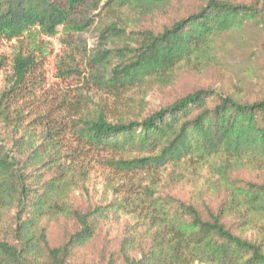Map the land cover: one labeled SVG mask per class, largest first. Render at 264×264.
<instances>
[{"label": "trees", "instance_id": "trees-1", "mask_svg": "<svg viewBox=\"0 0 264 264\" xmlns=\"http://www.w3.org/2000/svg\"><path fill=\"white\" fill-rule=\"evenodd\" d=\"M184 1L0 0V40L64 27L72 51L83 52L81 34L92 29L85 71L65 73L115 101L92 106L85 92L48 100L40 60L14 54L0 89V264H96L74 257L111 214L131 221L121 262L111 254L107 264H264V74L199 86L152 110L146 99L182 73L230 65L231 43H248V32L264 53V0H195L181 10ZM5 63L0 56V70ZM133 152L141 155L122 157ZM101 154L132 184L80 206L77 191ZM168 169L169 185L186 171L205 183L193 194L163 192L157 175ZM143 172L151 184L135 185L130 174ZM53 223L66 226L60 244Z\"/></svg>", "mask_w": 264, "mask_h": 264}, {"label": "rangeland", "instance_id": "rangeland-1", "mask_svg": "<svg viewBox=\"0 0 264 264\" xmlns=\"http://www.w3.org/2000/svg\"><path fill=\"white\" fill-rule=\"evenodd\" d=\"M194 1L185 0V5L181 4V10L186 6H192ZM183 6L185 7L183 8ZM177 11H179V8L173 13ZM97 12L90 11L89 14L95 15ZM172 15L173 17L175 16V14ZM81 35L82 39L87 41L88 49L87 51L82 50L83 52L72 51L64 27H61L57 34L51 36L39 31L38 28H32L31 31L27 32L20 39L0 40V56L6 59L3 69L0 70V89L5 84L6 72L10 73L14 54L18 51H26L33 53L37 60H40V64L43 67L45 74L43 97L55 101L63 94L72 98L79 92H85L89 94V103L92 106L103 102L114 105L115 101L112 97L85 87L83 76L77 75L76 77H72L65 73L66 67L74 65H79V69L83 72L85 71V64L88 59L86 52L90 53L94 48L95 35L92 29L85 30ZM248 37L251 38V40H248V43H231L230 53H228L231 56L230 65L212 66L207 72L202 74L182 73L172 85H169L165 89H153L146 98L149 110L159 108L166 102L199 86L211 85L228 88L231 85L238 84L239 81L245 78H249L254 70L259 75L264 74V53H259L258 51L260 36L256 33L248 32ZM248 62L250 67L246 69L244 66ZM63 73L65 74L63 75ZM60 108L66 111L68 107L65 103H61ZM105 155L108 156L109 154L94 155L90 159L85 186L81 191H77L74 199L80 206L88 204L89 199L87 197L89 196L91 198L90 201L93 203H100L105 199L104 203H107L113 199L114 194H122V190L124 189L121 186L122 183H125L127 186L132 184L127 182L126 175L122 177L109 164L103 162L106 159ZM140 155L138 152H133L129 154L124 153L122 157L132 158ZM169 170L162 171L157 175L159 181L158 188H161L163 192L183 195L193 194L195 187L202 186L205 183L206 178L204 175L198 173L194 176H189V172L186 171L183 173L184 175L178 177L181 179L178 183L173 182L172 185H169V182H171L167 176ZM247 175L254 177L251 174ZM130 176L135 185H139V183L143 184V186L151 184L150 176L145 172L141 173L138 177L131 174ZM258 177L264 178V172L261 171ZM118 188L119 191H117ZM127 221H131L128 216L121 214L120 217H116L111 214L108 219L109 223L103 225L98 230L94 239L87 247L77 252L74 260L79 263L107 264L110 255H116L118 252L120 241L126 231L125 224ZM65 231L66 226L60 227L59 224L53 223L49 228L52 244H60L65 237ZM116 258L118 263H120L121 258L118 254Z\"/></svg>", "mask_w": 264, "mask_h": 264}]
</instances>
